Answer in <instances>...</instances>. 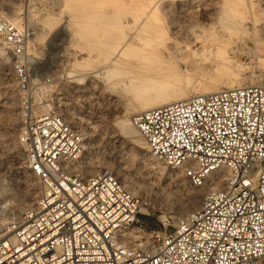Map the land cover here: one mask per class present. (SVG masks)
<instances>
[{"label":"built area","instance_id":"1","mask_svg":"<svg viewBox=\"0 0 264 264\" xmlns=\"http://www.w3.org/2000/svg\"><path fill=\"white\" fill-rule=\"evenodd\" d=\"M25 45L23 30L0 12V48L22 86ZM130 122L190 186L207 183L199 203L149 242L129 239L139 198L110 170L71 166L83 143L77 124L26 107L17 140L39 193L0 237V264H264V84L192 94Z\"/></svg>","mask_w":264,"mask_h":264},{"label":"rangeland","instance_id":"2","mask_svg":"<svg viewBox=\"0 0 264 264\" xmlns=\"http://www.w3.org/2000/svg\"><path fill=\"white\" fill-rule=\"evenodd\" d=\"M62 1L0 0V12L6 18L10 19L17 14L20 19V28L26 36L23 62L29 73L27 84L20 85L14 74V58L6 50L0 53V222L21 218L37 200L39 183L28 171L17 136L22 126L24 108H30L32 116H35L41 113L37 105L42 102L48 104V112L63 113L70 122L77 124L80 130L85 132L84 135L82 133L80 154L81 158L92 162L87 163V166L91 165L90 172L99 168L106 169L113 173L117 172L120 179L126 176L125 178L129 180V185L134 188L133 193L139 198V208L142 207L146 211L138 213L137 221L132 227L134 234L138 235L136 242L144 244L149 242L155 233L172 229L178 216L175 211L183 205L187 206L189 211L194 207L191 205L194 196L197 195L200 201L206 190L190 186L180 171L169 168L160 158L151 155L136 129L133 128L137 134L128 136L119 128L117 122L121 119H125L127 127H131L128 121L134 114L126 116L121 110L122 106L133 102L130 89L127 87L133 77L139 73L149 74L155 68H158L159 73L165 70L160 73L163 76L168 75L167 66L159 64L156 59L159 55L156 52L161 47L156 44L158 38L161 35L163 38L160 40L165 39L173 43L174 40L170 37H173L171 35L175 29L190 33L191 36L196 32L200 34L203 24L198 10L204 3L211 1L221 4L220 18L225 15L233 23L242 22L246 29L245 32L233 34L236 39L226 46L231 54L246 65L241 69L240 76L244 78L246 84L257 82L258 79L264 81V65H258L247 50L252 48L264 57V51L260 50L263 44L256 42L262 39V35L264 37V0H160L159 8L162 11L164 9L165 15L159 11L157 18L161 22L154 21L153 24L152 21L151 26L146 29H139L144 18L135 20L140 7V3L136 5L139 0H117L118 4L116 0H90L83 17L76 20L88 25L80 32H76L73 24L75 19L70 18V11L63 7ZM100 3L103 4V9H100ZM110 4H113L112 7ZM187 7L190 10L187 11ZM192 8L193 10L197 8V11L191 10ZM48 19L52 20L50 25L46 24ZM178 23L182 25L179 26ZM215 27L219 30L218 22ZM207 31L203 30V35ZM133 33L150 40L154 39L149 40L150 45L143 46L144 49L137 52L139 56L147 57L143 66L128 71L119 66L112 74L108 73L106 71L109 68L108 62L116 54L117 49H114L113 53L109 51L122 43L118 40L119 37L125 41L129 35L133 36ZM240 43H244V47ZM236 45L240 49H236ZM229 47L235 48V54ZM170 68L169 74H188L192 81L199 80L198 74L187 70L182 60L171 62ZM228 81L229 79L222 77L218 85L222 86ZM146 153L149 156L145 155ZM161 165H165V168L162 169Z\"/></svg>","mask_w":264,"mask_h":264},{"label":"bare ground","instance_id":"3","mask_svg":"<svg viewBox=\"0 0 264 264\" xmlns=\"http://www.w3.org/2000/svg\"><path fill=\"white\" fill-rule=\"evenodd\" d=\"M63 1H62V4H64L63 7L64 8L67 7L69 9V11H70L69 12L70 18L71 19H75L73 24L76 27V32L83 31L85 28H87L86 26H88V25H85V23L80 22L79 20L78 21H76V20L78 19V17H83L84 13L87 10V5H89L91 1L90 0H63ZM213 1H216V0H213ZM81 2H84V3H81ZM119 2H121V1H119ZM160 2H161L160 0H141V2L139 0V2L136 3V5L137 4L139 5V3H140V7H139V9L137 7H135L136 9H138V14L137 15L135 14L136 15V19L135 20L141 19V18L145 19L144 22L142 24H140L141 26H140L139 29H141V28L142 29H144V28L146 29V27L151 26V22L152 21H153V24H154V21H156L158 23L161 22L157 18L158 12L161 11V13H163V14L165 12H164V9L162 11V9L159 8ZM100 4H101V8L100 9H103L102 8L103 4L102 3H100ZM107 4H108V2H107ZM117 4H118V1H117ZM249 4L253 5V3H249ZM110 5L112 7L113 4H110ZM121 5H123V4H121ZM121 5H119V6H121ZM133 5H134V3H133ZM220 5H219V2H212L211 1V2H209L207 4L204 3V5L202 7L200 6V8L198 7L199 8L198 15L201 18V23L203 24L202 25L203 30L204 31L208 30L207 33H205V35H203V30L202 31L199 30L200 34L196 32V34L191 36L190 33H189L190 34L189 35L188 33H185L184 31H178L177 29H175V31L171 35L173 37H170V38H173V40H174L173 43L168 42V40H165V39L164 40H160L161 37L163 38V36H161V35H160V37L157 36V37H159L158 39L160 41L157 40L156 44H157V46H161L156 52V54H159L157 56V58H156L157 62H159V64H162L163 66H167V69L169 70L167 72L170 73V69H171L170 68V64H171V62H174V61H177V60H182L186 64L187 70L194 71L195 73L198 74L199 80H197V81L193 80L192 81L191 76L188 75V74L178 75V73H176V74H169L168 73L167 76H163L160 73H163L165 70H161V72L159 73V72H157L158 68H155V70L153 72L149 73V74H140L139 73L138 76L132 78V80L129 83V86L127 87V88L130 89L131 98L133 99V102L131 104H128V105L126 104L125 106L121 107V110H123V112L125 113L126 116H128L127 114H130V113H134L135 114V113H137L139 111H143V110H146V109H149V108H154V107H157V106H161V105L173 102V101L183 100V99L187 98L188 96H190L192 94H201V93H206V92H213V91H216V90H218L220 88H230V87L242 86V85L246 84L244 82V78L240 76L241 69H243L246 65L244 66V63L242 61H240L238 59V57H235V55L231 54L229 52L228 48H226V46H228L231 43V41H234L236 39L235 37L232 36L233 34H235L237 32L242 33V31L245 32L246 29H245L244 25L242 24V22L233 23L231 20H228L227 17H225V15L221 16L222 18H220L219 17V7H220ZM166 7H168V5ZM250 7L252 8V6H250ZM91 9H92V6H91ZM95 9H97V8H95ZM136 9H133V11L135 10V12H136L137 11ZM165 9L167 10L169 8H165ZM193 9L194 8H192L191 10H193ZM225 9H226V7H225ZM239 9H241V8H239ZM186 10L188 11L190 9L187 7ZM195 10H193V11H195ZM89 11H90V9H89ZM94 11H97V10H94ZM184 11H185V9H184ZM232 11H234V10H232ZM101 13H103V12H101ZM108 13L110 14V12H108ZM113 13H117V12H113ZM182 13H183V11H182ZM98 14H99V12H98ZM190 14L192 15L191 12H190ZM195 14L196 13H194V15ZM211 15H212V17H211ZM227 15H228V13H227ZM241 15H243V14H241ZM116 16L117 15H115V17ZM132 16H134L133 12H132ZM9 20L13 24H15L16 26L19 25L20 19L17 16V14L13 15L12 17H10ZM98 20H99V18H98ZM104 20H106V18ZM203 20H204V22H203ZM45 22H43V23H45ZM176 22H174V23H176ZM217 22L219 23V30H217L216 27H215V24ZM50 23H52V20L48 19L46 24L50 25ZM97 23H98V21H97ZM179 23H178L179 26L182 25V24H179ZM161 24L162 23H160V25ZM172 25H174V24H172ZM177 26H175V28ZM17 27L20 28V25L17 26ZM75 27H73V28H75ZM160 27H162V26H160ZM103 29H105V27ZM106 29L108 30V28H106ZM120 30H118V31H120ZM149 30L150 29H148V31ZM222 30H224V31H222ZM172 31H173V29H172ZM103 33L106 34V32H103ZM113 33L116 34V32H113ZM161 33H159V34H161ZM76 34H74V35H76ZM150 34H153V33L150 32ZM150 34L148 36H150ZM263 34H264V32H263ZM120 35L121 34H119V36ZM122 36H123V34H122ZM101 37H102V35H101ZM94 39H96V38H94ZM122 39L123 38L119 37L118 40L122 41V43H120L119 46H116V47L112 48L111 51H109V52L113 53L114 49H117L116 54L108 62L109 68L106 69V71L108 73H110V74H112L113 71L117 70L119 66H123L125 68V71H128V70H130L132 68H136V67L138 68V66H143V62H144V60L147 59V57L145 55L139 56V54L137 52L138 51H142L144 49L143 46L146 47L145 45H147V46L150 45L149 44L150 41H154V39L150 40L149 38H147V37L145 38L143 36H140L139 34H136V35L134 34L133 36L129 35L128 39L125 40V41L122 40ZM155 39H157V38H155ZM100 40H102V39H100ZM118 40H115V41L117 42ZM256 42L257 43L260 42V43L263 44L262 45V49H260V50L264 51V37H263V35H262V39H260V40H258ZM99 44H101V43H99ZM103 44H105V42ZM152 45H153V43H152ZM240 45L243 46L244 43H240ZM100 46H102V45H100ZM232 47H229V49H230V51H232V53L235 54V50H234L235 48H232ZM235 47H236V49L239 48L238 45H236ZM256 48H258V47L256 46ZM247 50L250 52L251 57L253 58V60L256 61V63L258 65H264L263 54H260L259 52H256V50H253L252 48L247 49ZM150 51H151V48H150ZM150 51H149V53H150ZM3 52H4V49L0 48V53H3ZM146 53H148V52L146 51ZM153 54H155V53H153ZM150 55H151V53H150ZM151 58H152V56H151ZM182 71H184V70H182ZM222 77H225V78L229 79V81L226 82L224 85L219 86L218 85L219 79L222 78ZM251 84H264V81H260L258 79L257 82H251ZM37 108H38L39 112H41V113L36 114L35 117H38V116H40L42 114H45V113H48V104L47 103H42L41 102V103H39L37 105ZM128 123L130 124L131 127H127V123H126L125 119H121L120 121L117 122L119 128L121 130H123L126 135L130 136L132 134H137L136 131L134 130L136 128L131 124L130 119H129ZM82 133H83V135L85 134L84 131L83 132L81 131V135H82ZM150 154L153 155L152 153H150ZM145 155L149 156V154H147V153ZM77 156H78V158L75 161V164H71V166H74L75 168L78 167L76 169H78L82 173H86L88 171H89L88 173H92V172H90L92 170L91 169V165L89 166V164H88V166H87V163L90 162V160L87 161V160H85V158H81L80 152L77 154ZM153 156H155V155H153ZM155 157L159 158L157 156H155ZM156 161L159 164L161 163L158 160H156ZM19 163H21V162H19ZM90 164H92V162H90ZM161 168L164 169L165 165H161ZM97 170H101V168H99ZM97 170H94V171H97ZM114 174L119 178L117 172L114 173ZM125 177H123L121 179L119 178V179L121 180V182L129 190H131L133 192L134 188L133 189L131 188V186L129 185V183H130L129 180H127ZM221 184H222L221 182L216 181L214 184H212V187H219V185H221ZM208 187L209 186L206 183L204 186L201 187V190H206L207 191ZM198 203H199V199H198L197 195H195L193 200H192V202H191V205L192 206H196ZM30 208L31 207H29L28 209H30ZM139 209H140L139 212L140 211L142 213L146 212L145 209L142 208V207L139 208ZM187 209H188V207L183 205V206H180L175 211V214L178 215L175 218L176 222L183 214L186 213ZM10 223H11V221H7L6 222V220L0 222V237L3 236V235H6L9 232ZM126 235H127V237L129 239H132V240H135V241L137 240L136 238L138 237V235L134 234L132 229L129 230Z\"/></svg>","mask_w":264,"mask_h":264}]
</instances>
